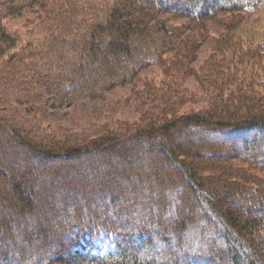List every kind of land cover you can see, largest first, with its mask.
I'll list each match as a JSON object with an SVG mask.
<instances>
[{"label": "trees", "instance_id": "obj_1", "mask_svg": "<svg viewBox=\"0 0 264 264\" xmlns=\"http://www.w3.org/2000/svg\"><path fill=\"white\" fill-rule=\"evenodd\" d=\"M4 1L9 9L10 4L18 9L48 4L43 6L47 24L43 40L29 53L34 62L26 65L25 76L7 78L8 84L16 83L15 88L26 93L27 99L19 101L23 105L30 98L45 104L47 97L61 101L88 88L109 89L158 62L157 55L171 44L153 37L154 27L147 28L148 34H138L135 21L142 22L137 26L144 29L147 24L140 17L153 16L148 12L204 21L218 13L249 11L264 4V0ZM155 30L159 34L157 26ZM187 43L186 37L174 41V50ZM261 45L253 40L248 45L255 53L252 58L258 57L249 68L253 77L264 68L259 64L264 62ZM100 53L103 63L98 69ZM16 66L12 65L13 73L19 70ZM257 77L264 78V72ZM216 98L208 109L181 116L171 113L164 100L159 119L147 116L116 132L91 136L61 128L47 135L44 129L33 131L34 125L26 121L16 124L8 115H0V190L9 192L7 183L16 194L25 185L39 188L38 200L44 198L50 217L28 238L43 239L47 231V237L51 233L61 237L52 242L51 251L32 259L27 251L9 248L12 240L4 234L12 235L11 224L17 220H0V264H264L256 252L264 238V213L242 219L226 207L233 189L239 199L247 198L250 205L264 209V197L249 188L255 182L233 164L264 170V110H258L259 99L245 93ZM193 130L210 136L211 142L187 138L178 143ZM143 157L165 160L177 169L154 178V170L139 168V159L146 163ZM33 173L39 178L29 177ZM148 177L153 181L147 182ZM132 183L140 194L128 198L130 192L127 196L125 190ZM33 192L29 189V194ZM17 198L31 208L28 195L20 193ZM188 199L198 201L195 215L189 213L193 207ZM134 205L135 214L143 218L131 216ZM12 206L1 200L0 212L17 209ZM43 206L35 204L32 212ZM158 208L165 211V218L155 219ZM43 240L44 246L50 245ZM98 243L109 246L110 252L102 253Z\"/></svg>", "mask_w": 264, "mask_h": 264}, {"label": "rangeland", "instance_id": "obj_2", "mask_svg": "<svg viewBox=\"0 0 264 264\" xmlns=\"http://www.w3.org/2000/svg\"><path fill=\"white\" fill-rule=\"evenodd\" d=\"M8 5V2L0 0V115L2 117L8 115L9 120L16 124L22 121H26L30 125L33 124L35 132L37 128L44 129L46 131L44 134L48 135L49 132L61 128L67 133L77 136L83 134L91 136L99 132L113 133L124 125L138 124L147 116L159 119V116L164 113L162 111L164 100L167 101L169 109L171 108V113L175 112L176 116H181L194 112L200 113L208 109L214 105L213 102L218 96L227 99L230 95L245 93L250 98L254 96L259 99L258 110H264V78L257 77L264 72V68L261 67L258 74L253 73L255 77L249 74L251 64L253 61L256 62L258 57L252 58L255 53L248 50V45L253 40L256 43H261L262 53L264 51V4L251 8L249 11L218 13L204 21L188 19L177 14H167L163 11L148 12L153 16L142 15L140 17L147 24L144 29H141L143 25L137 26L142 22L135 21L136 27L139 29V31L137 30L138 34H148L147 28L154 27L153 37L158 35L160 42L165 45L171 44L164 54L157 55L158 62L155 61L150 66L141 68L127 82L109 89L101 88L98 91L88 88L83 94L72 93L73 95L71 94L61 101L47 97L48 100L45 104L38 101L33 102L30 98L27 105L19 103L26 98V93L23 91L20 93L15 88L16 83L13 86L8 84L7 78H10L9 76L15 78L25 76L27 74L26 65L34 62L29 57V53L36 49L39 41L43 40L44 28L47 25L43 20L46 10L43 6H48V4L40 5L42 7L33 4L31 7H27L28 9H18L13 7L14 4L13 6L10 4L11 9H9ZM142 12H146V8ZM159 22L164 24H159ZM156 26L159 34L155 30ZM183 37L188 38L187 46L174 50L177 44L174 45L173 42H179ZM133 39H135V34L131 36L132 41ZM155 47L157 46L155 45ZM102 63L103 56L101 55L95 66L99 69V65ZM14 64L19 69L15 73L11 70ZM259 64L260 66L264 65V62L260 61ZM187 138L200 142H211L210 136L200 135L195 130L188 136L178 138L177 141L178 143L183 142ZM192 148L190 146L191 150ZM156 154L161 155L159 152ZM138 157L141 158V155ZM143 158L146 163L139 159V168L154 170V178L167 172L172 173L177 169L172 163L162 159ZM233 164L237 168L241 166L238 169L241 171L243 169L250 176V181L255 182V185L250 184L254 187L249 188H254L256 193L259 192L258 196L264 197V170L258 167L244 166L239 162H233ZM130 165L136 166L135 163ZM122 168H118V171ZM15 169L21 170L18 166ZM29 177L39 178L34 173ZM145 180L151 182L153 178L148 177ZM133 185L128 186L129 189L125 190L127 196L130 192L128 198L140 194L138 185L136 183ZM6 186L9 188V192L3 193L0 190V195H2L0 202L1 200L3 203L9 202L12 208V204L17 208L15 210L11 208L10 211L4 208L0 212V220H17L16 223L11 224L13 236L7 232L4 234L8 235L7 237L10 236V240H12L9 248L21 252L27 251L31 254L32 259L38 258L41 253L47 254L48 250L51 251L53 247L52 242L60 240L61 237L56 234L52 235V233L47 237L48 231L44 233L43 239L50 243L48 246H44L42 238L40 240L28 238L31 232L38 227L37 225L40 228L45 227L50 217L49 210L43 206L44 198L38 200V186L36 189L34 186L25 185L20 191L31 199V208L25 207L18 200L17 197L20 193L16 194L10 191L12 190L11 184L7 183ZM29 189H34V192L29 194ZM231 192L232 197L235 198L229 197L226 207L237 211L242 219L246 215L264 213L263 208L254 204L250 205L251 200L239 199L241 196L237 195L236 191L232 189ZM188 200L193 207L189 213L195 215L198 212L196 208L198 201L196 199ZM35 204H41L42 209L32 212ZM137 209L135 205L130 209L131 216L137 219L143 218L144 215L135 214ZM24 214H28V218L25 220ZM153 216L155 219L161 216L165 218V211L158 208L153 212ZM25 240L28 243H24ZM25 245H28V248L25 249ZM97 245L102 253H108L111 250L109 246L102 243ZM256 252L264 260V238L256 247Z\"/></svg>", "mask_w": 264, "mask_h": 264}]
</instances>
